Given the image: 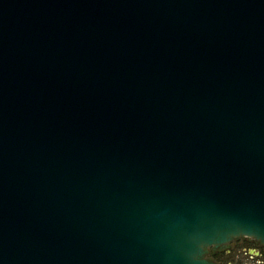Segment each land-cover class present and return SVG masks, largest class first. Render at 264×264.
Here are the masks:
<instances>
[{
  "label": "water",
  "instance_id": "obj_1",
  "mask_svg": "<svg viewBox=\"0 0 264 264\" xmlns=\"http://www.w3.org/2000/svg\"><path fill=\"white\" fill-rule=\"evenodd\" d=\"M264 247V0H0V264H218Z\"/></svg>",
  "mask_w": 264,
  "mask_h": 264
},
{
  "label": "flooded vegetation",
  "instance_id": "obj_2",
  "mask_svg": "<svg viewBox=\"0 0 264 264\" xmlns=\"http://www.w3.org/2000/svg\"><path fill=\"white\" fill-rule=\"evenodd\" d=\"M238 249V250H237ZM235 251L236 253H238V251H240V254L245 255V258L247 259L246 261L249 262H255L257 264H264V247L258 245L257 243H255L252 239H248V238H240L236 241H233L230 243L229 248L225 251L222 252H216L213 256H215L216 258V262L218 264H231V261H225L227 260V256H231V255H235L234 257H232V261L233 259H239L237 257H241L238 254H233L232 252ZM217 256V257H216ZM218 256H219V260L218 261ZM222 256V257H221ZM243 256L242 258H240L238 260L239 264H242L241 259L243 260ZM258 260V261H257ZM236 263V261H233Z\"/></svg>",
  "mask_w": 264,
  "mask_h": 264
},
{
  "label": "rangeland",
  "instance_id": "obj_3",
  "mask_svg": "<svg viewBox=\"0 0 264 264\" xmlns=\"http://www.w3.org/2000/svg\"><path fill=\"white\" fill-rule=\"evenodd\" d=\"M237 250H238V249H237ZM232 253H233V254H238V255H240L241 257H237V258H239V259L242 258V256L244 257L243 260L241 259L242 264H257V263H256V260H255V262H252V261H251V262L246 261L247 259L245 258V255H243V254L241 255V254H240V251H238V253H236L235 251H233ZM234 256H235V255H231V256H229V257L227 256V258H226L227 260H225V261H231V264H239V263H238V260H239V259H235V258L233 259V261H236V263L232 261L231 258L234 257ZM221 257H222V256H221ZM235 257H236V256H235ZM217 259H218V261H220V260H219V259H220L219 256H218ZM257 261H258V260H257Z\"/></svg>",
  "mask_w": 264,
  "mask_h": 264
},
{
  "label": "trees",
  "instance_id": "obj_4",
  "mask_svg": "<svg viewBox=\"0 0 264 264\" xmlns=\"http://www.w3.org/2000/svg\"><path fill=\"white\" fill-rule=\"evenodd\" d=\"M217 257V256H216ZM213 258L216 260L215 256H213Z\"/></svg>",
  "mask_w": 264,
  "mask_h": 264
}]
</instances>
